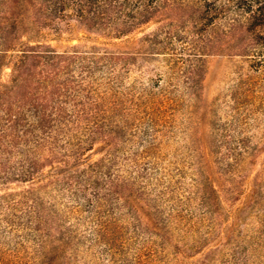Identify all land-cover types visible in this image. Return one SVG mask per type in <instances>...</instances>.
<instances>
[{"label":"trees","instance_id":"16d2710c","mask_svg":"<svg viewBox=\"0 0 264 264\" xmlns=\"http://www.w3.org/2000/svg\"><path fill=\"white\" fill-rule=\"evenodd\" d=\"M250 4L0 0V62L20 52L0 86V186L30 183L0 192V264H178L210 247L224 207L204 169L194 168L193 107L207 58L234 48L235 36L252 40L235 54L262 61L264 2ZM28 19L110 39L154 23L141 41L155 76H130L133 51L45 41L16 49ZM98 143L104 154L86 160ZM211 151L231 175L251 154L239 145L223 154L217 143Z\"/></svg>","mask_w":264,"mask_h":264},{"label":"rangeland","instance_id":"374dc122","mask_svg":"<svg viewBox=\"0 0 264 264\" xmlns=\"http://www.w3.org/2000/svg\"><path fill=\"white\" fill-rule=\"evenodd\" d=\"M255 1L248 0L252 5ZM72 24V29L55 31L41 28L28 19L19 30L15 48H20L25 42L45 41L61 49L67 45H78L80 49L94 45L99 50L133 51L139 56L130 76L141 75L144 79L155 76L157 62L142 58L145 45L141 41V36L153 28L154 23L113 39L90 33ZM3 26L2 19L1 35ZM238 38L235 36L231 40L234 48H227L207 58L206 73L194 103V122L191 126V137L196 145L194 147L198 146L199 151L196 152L194 168L201 166L210 182L218 188L224 207L223 219L210 247L181 257L178 264H264V54L260 55L262 61L256 56L235 54L242 50L243 45L252 42L251 37L243 41ZM2 41L3 36L0 43ZM19 53V50L2 53L0 86L8 81L10 60L16 59ZM184 141L185 136L182 135L170 149ZM215 143L221 147L223 154H226V147L239 145L250 149L251 154L243 162L241 172L236 175L220 172L216 160L221 154L211 151ZM104 152V144L98 143L87 154L86 160H95ZM29 185L10 183L0 186V192L15 191ZM230 188L235 193L233 196H230ZM242 250L249 253L246 262Z\"/></svg>","mask_w":264,"mask_h":264}]
</instances>
